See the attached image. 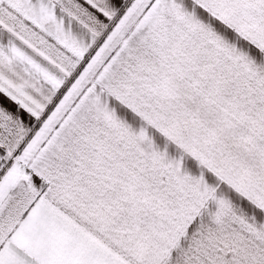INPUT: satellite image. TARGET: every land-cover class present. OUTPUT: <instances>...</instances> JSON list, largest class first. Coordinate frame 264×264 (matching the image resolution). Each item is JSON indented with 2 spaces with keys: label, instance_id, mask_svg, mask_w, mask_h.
I'll return each instance as SVG.
<instances>
[{
  "label": "snow or ice",
  "instance_id": "6c2138e0",
  "mask_svg": "<svg viewBox=\"0 0 264 264\" xmlns=\"http://www.w3.org/2000/svg\"><path fill=\"white\" fill-rule=\"evenodd\" d=\"M0 264H264V0H0Z\"/></svg>",
  "mask_w": 264,
  "mask_h": 264
}]
</instances>
